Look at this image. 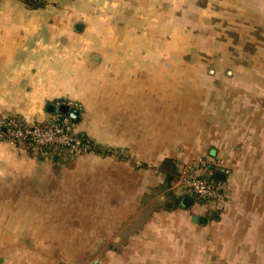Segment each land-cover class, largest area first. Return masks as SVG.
<instances>
[{
    "label": "crops",
    "instance_id": "1",
    "mask_svg": "<svg viewBox=\"0 0 264 264\" xmlns=\"http://www.w3.org/2000/svg\"><path fill=\"white\" fill-rule=\"evenodd\" d=\"M191 5L203 7L198 29L224 12L237 33L244 31L252 46L246 88H164L167 100L183 95L144 120L136 101L116 111L103 105L101 133L81 123L77 130L105 154L39 162L0 141V222L7 236L37 237L39 254L97 253L92 264H264V0H48L38 9L0 0V116L41 123L61 102L83 109L62 88H87L80 76L90 55L101 53L93 58L108 76H119L122 62L134 61L122 46L172 45L174 30L190 26ZM139 54L138 61L154 59ZM143 124L153 127L142 131ZM206 156L229 168L219 204L165 208L161 190L143 199L163 186L164 159L181 166ZM215 210L218 219L206 222ZM51 237L58 240L49 244ZM30 252L22 247L23 264H31Z\"/></svg>",
    "mask_w": 264,
    "mask_h": 264
},
{
    "label": "rangeland",
    "instance_id": "2",
    "mask_svg": "<svg viewBox=\"0 0 264 264\" xmlns=\"http://www.w3.org/2000/svg\"><path fill=\"white\" fill-rule=\"evenodd\" d=\"M202 8L199 5H191V10L188 13L190 26L182 30H174L178 35L174 38L172 45L122 46L121 52L133 54L134 61L122 62V73L119 76H108L101 62L93 58L101 53L95 52L94 55H90L88 62L83 64L84 72L80 76L86 80L87 88H62L69 96L75 95L73 100L82 103L81 126L92 133H101L105 127L103 115L107 112V110H103L105 107L103 105H106L107 108L110 107V111H116L118 104L121 106L124 102L134 101L142 105L141 115L137 116H141L144 120L146 114L163 110L165 102H173L172 99L175 100L183 95L175 93L172 94L174 98L167 100L165 97L168 95V91L164 88H246L245 54L247 51H251L252 46L246 44L244 31H242V35H240L241 30L237 33L232 28L235 24L230 21V14L224 12L217 13L214 21L212 19V23L207 24L209 28L206 30L198 29V22L203 16V12L200 10ZM211 15L214 16L213 13ZM126 48L131 51L127 52L124 50ZM139 52L150 54L154 59L138 61L137 59L143 58V54H139ZM113 53L111 54L113 55ZM171 54V60H164L170 58ZM123 58H125L124 55ZM137 65L142 66V71L133 70ZM89 85H92L93 88H89ZM133 88L151 89L134 94L132 93ZM141 127L142 131H146L153 126L143 124ZM202 158L211 159L207 156ZM64 160L66 161V159ZM43 161H52V159ZM66 163L62 162V166H66ZM141 165L143 166L145 163L141 162ZM171 189L165 190L161 187L156 191H148L143 195V199L152 198L153 194L160 190L168 194ZM0 228V260H3L0 264H5V262L25 263L26 253H21V249L25 245L29 246L31 250L29 253V263L31 264H39L40 260L44 261L43 264H70L67 259L71 257V264H92L93 259L98 255L97 253L39 254L37 251H33L36 249L37 237H27L20 231H18L19 234H8L9 236H7L4 227L2 229V222H0ZM48 240L47 243L52 244L53 240L57 241L58 239L51 237Z\"/></svg>",
    "mask_w": 264,
    "mask_h": 264
},
{
    "label": "built area",
    "instance_id": "3",
    "mask_svg": "<svg viewBox=\"0 0 264 264\" xmlns=\"http://www.w3.org/2000/svg\"><path fill=\"white\" fill-rule=\"evenodd\" d=\"M66 105L80 111L82 109L77 102L69 101ZM0 141L16 146L20 144L24 149L30 147L33 152L32 158L37 161L53 158L44 147L64 148L65 152L59 154L64 159L74 158L93 150L92 142L79 136V131L73 125L71 118L58 111L42 124L29 123L20 117L0 116ZM116 155L127 157L120 152ZM215 168L229 174V168L223 162L209 158H199L194 163L182 166L174 189L181 194H188L186 196L195 195L210 203L221 202L224 193L221 192L222 186L214 179Z\"/></svg>",
    "mask_w": 264,
    "mask_h": 264
},
{
    "label": "trees",
    "instance_id": "4",
    "mask_svg": "<svg viewBox=\"0 0 264 264\" xmlns=\"http://www.w3.org/2000/svg\"><path fill=\"white\" fill-rule=\"evenodd\" d=\"M25 4L27 5L28 8L30 9H38V8H42L45 7L48 4V0H45L43 2H36L33 0H25L24 1ZM62 104H66L67 102H61ZM56 108V111L62 113L61 111L58 110V108L60 107L58 104H56L54 106ZM82 112L79 110V114L74 117L70 115V112L68 113H62L65 114L67 116H69L73 122V125L75 126V128H78V125L81 121V117H82ZM53 114V113H52ZM9 117H20V116H16V115H11ZM22 118V117H20ZM24 119V118H23ZM45 122H41V123H35V124H42ZM79 136L83 137V138H87V136L85 134H83L82 132L79 131ZM18 146L21 147L20 144H18ZM25 150L27 151V153L33 157V152L31 150L30 147H26ZM44 150L49 152L53 158L52 160H55L56 158L59 159L61 158L59 155L60 153H64L65 150L64 148H53V147H44ZM93 150H95L97 153L99 154H105L104 152H102L103 150H101L100 148H98L97 146H95L93 144ZM70 159V158H69ZM183 166V165H181ZM181 166L179 165L178 161L172 158H166L163 160V162L161 163V165L158 167V171L160 173H162L165 176V180H164V184L162 186V189L168 190L171 189L173 187V189L170 190V192H168L167 194V205L165 206V208H172V207H180L183 205V199L184 197H186V195L188 194H177L176 193V189H174V185L177 182L178 178L180 177V169ZM214 179L217 183H219L222 187H221V192H224V187L226 185V182L228 180V174H225L221 169L219 168H215V173H214ZM176 190V191H174ZM178 192V191H177ZM189 197H191V199L198 205H214V204H219L220 202H215V203H210L206 200L200 199L198 197H196L195 195H190ZM220 214V210H215V211H208L206 216H205V221L206 222H211L213 220H217Z\"/></svg>",
    "mask_w": 264,
    "mask_h": 264
},
{
    "label": "water",
    "instance_id": "5",
    "mask_svg": "<svg viewBox=\"0 0 264 264\" xmlns=\"http://www.w3.org/2000/svg\"><path fill=\"white\" fill-rule=\"evenodd\" d=\"M78 29L81 30V27H78ZM53 110H54V112L56 111V108L54 106H53ZM58 110L61 111L62 113L70 112V115L74 116V117H76L79 114V110L78 109L70 108L68 105H66L64 103L60 105ZM192 203H193V200L190 197H186V198L183 199V205L186 206V207H189Z\"/></svg>",
    "mask_w": 264,
    "mask_h": 264
}]
</instances>
